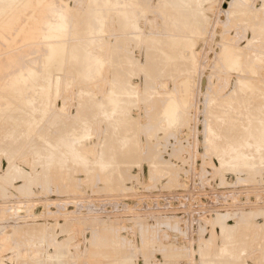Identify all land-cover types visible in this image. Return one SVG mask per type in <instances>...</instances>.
<instances>
[{"label":"rangeland","instance_id":"1","mask_svg":"<svg viewBox=\"0 0 264 264\" xmlns=\"http://www.w3.org/2000/svg\"><path fill=\"white\" fill-rule=\"evenodd\" d=\"M117 1L137 10L140 30L125 27L105 0H53L85 31L78 43L95 35L85 49L102 56L98 65H86L80 45L62 70H41L44 42L1 44L15 69L30 65L45 76L36 85L49 84L50 94L0 119V264H209L219 256L221 264H264V145H256L264 141V0ZM69 34L67 45L76 41ZM176 37L193 47L174 45ZM230 43L242 49L240 67L224 62ZM240 78L259 87L243 90ZM113 87L122 90L114 109L105 98ZM168 99L180 102L175 121L164 113ZM213 111L228 118L218 122ZM213 127L225 130L219 149Z\"/></svg>","mask_w":264,"mask_h":264},{"label":"bare ground","instance_id":"2","mask_svg":"<svg viewBox=\"0 0 264 264\" xmlns=\"http://www.w3.org/2000/svg\"><path fill=\"white\" fill-rule=\"evenodd\" d=\"M111 0H105L104 2V7H107L108 9L109 8H113L116 9L117 11H120L123 15V19L125 20V27H131L132 29H134L135 31L136 30H140V27H139V24L137 22V19H136V15H135V8L133 7H129V5L124 2V3H121L119 4V2H110ZM129 3V2H128ZM61 4V3H60ZM97 4V2H96ZM131 4V3H130ZM178 4V3H177ZM189 4V3H188ZM100 5V4H99ZM134 5V4H132ZM138 5V4H137ZM180 5V4H179ZM68 6L67 7H63V6H56L55 3L53 2V0H0V119H11V118H14L13 114H18V113H22L23 111H26L31 109V105L33 106V101L31 100L32 96H38V97H42L44 99L45 95L47 97L48 93V90L50 88V85L47 84L46 85H40L38 82L37 85H40L39 86V89L37 88V85H36V82L39 81L41 78L43 80V78H45V76H41L40 78V75H39V71H37V69H35V67H32L30 65H25V68L23 67H20L18 69H15V65L17 64L15 62V55L12 54V53H9L8 54H5L3 53L2 51V47H1V44H5V46L7 47H10L12 46L13 44H16V43H20V44H24L26 46H29V49L33 48V49H37L36 46H32V45H36L37 43H42L46 46L47 50H45V52L43 53V57L41 58V63H40V67L42 68L41 70H44V68L46 69H49L50 67H52L53 69L55 70H62V64H63V61H64V57L66 55V58L67 56L68 57H74V60L75 58L77 57V50L79 49L78 46H82L81 48L83 49L82 51L83 52V55H84V58L86 59V65H90L91 63H100L102 62L101 61V58L102 56H98V55H95V54H92L90 55V50L93 48V43L94 42V39L92 40L91 38H89L90 35H94V34H87L88 35V42H86L85 40H87L86 38H83L82 41L84 40L86 43L83 42L82 43H78V41L76 40V37L75 35H78L79 31H80V28H78V26H76V21H72V23L69 25L68 24V10H67ZM163 8V7H162ZM94 11L96 12L95 13V16H97V14L99 15L98 12L100 11H103L101 9L100 6H95L94 8ZM137 9V8H136ZM88 10V9H87ZM172 10V9H171ZM177 10V9H176ZM179 10V9H178ZM187 10V8L185 9ZM70 11V10H69ZM91 11V10H90ZM115 11V10H114ZM140 11V10H138ZM175 11V10H174ZM191 10H189L190 12ZM245 11V10H244ZM248 11V10H247ZM182 12V11H180ZM243 12V11H242ZM197 14V13H196ZM192 15V14H191ZM94 16V14L92 15ZM91 17V16H89ZM179 17V16H178ZM184 17V16H183ZM186 17V16H185ZM98 18H100L98 16ZM170 18V16H169ZM176 18V17H175ZM194 20L196 19L194 16H193ZM199 18V17H198ZM70 19V18H69ZM183 19V18H182ZM72 20V19H71ZM96 20V19H95ZM103 20V19H102ZM102 20H101V23H102ZM180 20V19H179ZM192 21V18L190 19ZM198 20V19H197ZM195 20V21H197ZM92 21V20H91ZM171 21V19L169 20V22ZM175 21V19H174ZM184 21V20H183ZM188 21V20H187ZM96 22V21H95ZM100 22V21H99ZM173 22V21H172ZM176 22V21H175ZM190 22V21H188ZM187 22V24H189ZM99 23V27H100V24ZM121 23V22H120ZM174 23V22H173ZM172 23V24H173ZM180 23V22H179ZM185 23H186V20H185ZM193 23V22H192ZM196 23V22H195ZM199 23V22H198ZM98 24V23H97ZM171 24V23H170ZM197 24V23H196ZM90 25V24H89ZM96 25V24H94ZM180 26L182 24H179ZM195 24H193L194 26ZM70 26V31H71V35L74 36L72 38H75L76 41L72 40L69 45H67V43L65 41V37L69 34L70 31H68L67 27ZM92 26V25H91ZM191 26V25H190ZM90 27V26H89ZM96 27V26H95ZM94 27V28H95ZM98 27V25H97ZM124 27V28H125ZM185 27V25L183 26ZM182 27V28H183ZM187 27V26H186ZM196 27V26H195ZM82 28V27H81ZM84 28V27H83ZM101 28V27H100ZM191 28V27H190ZM189 28V29H190ZM260 28V27H259ZM258 28V29H259ZM88 29V28H86ZM85 29V30H86ZM93 29V28H92ZM98 29V28H97ZM194 29V28H193ZM198 29V28H197ZM90 30V28L88 29ZM103 30V28H102ZM261 30V29H260ZM83 31V30H82ZM82 31H80L81 33L80 34H83ZM94 31V30H93ZM92 31V32H93ZM98 31V30H96ZM95 31V32H96ZM101 31V30H100ZM194 31V30H192ZM197 31V30H196ZM88 32V31H87ZM191 32V31H190ZM261 32V31H260ZM89 33V32H88ZM97 34V33H96ZM70 35V34H69ZM68 35V36H69ZM86 35V34H85ZM80 36V35H79ZM95 36V35H94ZM138 37L140 36V34H135V37ZM151 36V35H150ZM175 36V35H174ZM177 36V35H176ZM173 37V36H171ZM69 38V37H68ZM71 38V39H72ZM149 38V37H148ZM165 38V37H164ZM169 38V37H168ZM70 39V40H71ZM140 39V38H139ZM147 39V38H146ZM170 39V38H169ZM96 40V39H95ZM101 40V39H98V41ZM148 40V39H147ZM164 40V39H163ZM81 41V42H82ZM160 41V40H159ZM162 41V40H161ZM69 42V41H68ZM156 42V41H155ZM194 41H191L190 39H185V38H174L172 40L171 43H175L174 45H177V44H184L186 45L187 47H189V49L191 47H193V43ZM92 43V46H90ZM89 47H92L90 50H86L85 47L88 45ZM22 47V46H21ZM20 47V48H21ZM173 47V46H172ZM178 47V46H177ZM183 47V46H182ZM6 48V47H4ZM19 48V47H18ZM19 48V49H20ZM87 48V47H86ZM96 48V47H95ZM176 48V47H175ZM8 49V48H7ZM15 49V48H14ZM99 49V48H98ZM18 50V49H17ZM93 50V49H92ZM172 50V49H171ZM175 50V49H174ZM177 50V49H176ZM12 51V50H11ZM14 51V50H13ZM12 51V52H13ZM20 51V50H19ZM93 52V51H92ZM91 52V53H92ZM176 52V51H175ZM254 52V51H253ZM258 52V51H257ZM256 52V53H257ZM7 53V52H6ZM115 53V52H114ZM221 53H222V57L224 59V62L225 64H227L229 67H240V65L242 64V59H243V52H242V49L233 44V43H230V45H223L222 49H221ZM99 54V53H98ZM101 54V53H100ZM99 54V55H100ZM118 54V53H117ZM3 55H6L3 57ZM21 55V54H20ZM19 55V57H20ZM82 55V54H81ZM245 55V53H244ZM111 56V54H110ZM246 56V55H245ZM69 58V59H70ZM71 58V59H72ZM81 58H83L81 56ZM129 58V57H128ZM262 58V57H261ZM68 59V60H69ZM78 59V58H77ZM103 59H105V57L103 56ZM108 59V58H107ZM124 59V58H123ZM222 59V60H223ZM31 60V58H30ZM40 60V59H39ZM65 61H67L65 59ZM111 61V59H110ZM22 62V61H21ZM79 62V61H78ZM81 62V61H80ZM84 62V60L82 61ZM108 62V61H107ZM27 63V62H26ZM74 63V62H73ZM71 62V65L73 64ZM77 63V62H76ZM122 63V62H121ZM39 64V62H38ZM66 64V63H65ZM68 64V62H67ZM75 64V63H74ZM73 64V65H74ZM81 64V63H80ZM118 64V63H117ZM83 65V64H82ZM82 65H81V68H82ZM85 65V63H84ZM92 65V64H91ZM94 65V64H93ZM98 65V64H96ZM123 65V64H122ZM126 65V64H125ZM22 66V64H21ZM24 66V64H23ZM68 66V65H67ZM66 66V67H67ZM75 66V65H74ZM78 66V65H77ZM117 66V65H116ZM119 66V65H118ZM227 66V67H228ZM65 67V65H64ZM73 67V66H72ZM71 67V68H72ZM230 67V68H231ZM252 67V66H251ZM254 67V66H253ZM17 68V67H16ZM39 68V67H37ZM68 68V67H67ZM88 68V67H86ZM85 68V69H86ZM91 68V66H90ZM65 69V68H64ZM63 69V70H64ZM84 69V68H83ZM89 69V68H88ZM92 69H93V66H92ZM117 69V68H116ZM253 69V68H252ZM66 70V69H65ZM254 70V69H253ZM49 71V70H48ZM93 71V70H92ZM91 71V72H92ZM96 71V70H95ZM94 71V73H95ZM78 72V71H77ZM83 72V71H81ZM88 73V72H87ZM90 73V72H89ZM92 73V74H94ZM47 75V74H46ZM70 76V74H67ZM73 75V74H72ZM115 75V74H114ZM51 76V74H50ZM89 76V75H88ZM97 76V75H96ZM74 77V76H72ZM71 77V78H72ZM81 77V76H79ZM92 77V76H91ZM114 77V76H113ZM50 78V77H49ZM54 78V77H53ZM70 78V77H68ZM89 78V77H88ZM93 78V77H92ZM112 78V77H111ZM56 79V77L54 78ZM60 79V78H59ZM58 79V80H59ZM64 79V77L62 78ZM74 79V78H73ZM83 79V78H82ZM118 79V78H117ZM182 79V78H181ZM244 79V78H243ZM237 79L238 81V84L239 86L241 87V89L243 90H255L257 89L258 87L256 86L255 82L253 80H247V79ZM45 80V79H44ZM48 80V79H47ZM41 81V80H40ZM50 81V80H49ZM61 81V80H60ZM76 81V80H75ZM123 81V80H122ZM52 82V81H51ZM63 82V81H62ZM61 82V83H62ZM65 82V81H64ZM110 82V81H109ZM113 82V81H112ZM121 82V80H120ZM44 83V82H42ZM76 83V82H75ZM124 83V82H123ZM57 84V83H56ZM60 84V82H59ZM63 84V83H62ZM61 84V85H62ZM85 84V83H84ZM60 85V87H61ZM236 85V83H235ZM83 86V85H82ZM85 86H87L85 84ZM112 86V85H111ZM129 86V85H128ZM52 87V86H51ZM80 87V86H79ZM110 87V85H109ZM187 87V86H186ZM54 88V87H53ZM53 88L52 91H53ZM57 88V87H56ZM89 88V87H88ZM128 88V87H127ZM82 89V88H81ZM87 89V88H86ZM84 90V91H79V93H83L82 95H85L87 96L88 99H92V95H91V92L89 93L88 91H90L89 89L88 90ZM120 89V88H118ZM131 89V88H130ZM149 89V88H148ZM146 90V89H145ZM31 92V95L29 96L28 95V92ZM134 91V90H133ZM234 89L231 91L233 92ZM263 91V88L262 90ZM260 91V92H261ZM29 92V93H30ZM77 92V91H76ZM131 92V91H130ZM145 92V91H144ZM236 92V91H235ZM124 93V92H123ZM153 93V91H152ZM249 93V92H248ZM256 93V92H255ZM106 94V93H105ZM104 94V95H105ZM122 94V90L121 91H117L116 89L111 88L108 93L106 94L105 98H106V101L111 103L113 105V109L114 108H118L119 105L117 101H119V97L121 96ZM126 94V93H125ZM130 94V93H129ZM134 94V93H132ZM231 94V93H230ZM102 95V96H104ZM128 95V94H126ZM252 95V94H251ZM262 95L264 97V92H262ZM81 96V95H80ZM79 96V97H80ZM247 96V95H246ZM36 97V98H38ZM183 97V96H182ZM228 97H230L228 95ZM48 98V97H47ZM82 98V97H81ZM103 98V97H102ZM132 98V97H130ZM168 98V97H167ZM176 98V97H175ZM178 98V97H177ZM176 98V99H177ZM215 98V97H214ZM234 98V96H233ZM250 98V97H249ZM245 99V98H244ZM262 99V98H261ZM132 100V99H131ZM130 100V101H131ZM169 100V99H168ZM40 101V99H39ZM48 101V100H47ZM77 102V100H76ZM178 101L176 100H169V102L167 103L166 105V108H165V111L164 113L166 114V117H167V120H170V121H175L176 119V115H177V112L178 110L180 109L179 107V104L177 103ZM182 102V101H181ZM43 103H44V100H43ZM166 103V102H165ZM252 103V102H251ZM42 104V103H41ZM121 104V103H120ZM129 104V103H128ZM233 104V103H232ZM264 104V103H263ZM35 105V104H34ZM118 105V106H117ZM211 105V104H210ZM216 105V103H215ZM79 106V105H78ZM104 106V103L100 102V103H95L93 102V104H91V109L92 110H96V111H101L102 107ZM111 106V105H110ZM109 106V107H110ZM256 106V105H255ZM35 107V106H34ZM50 107V106H49ZM39 108V107H38ZM225 108V107H224ZM223 108V109H224ZM235 108V106H234ZM46 104L43 105L40 110L42 113H45L46 111ZM106 109V108H105ZM256 110V109H255ZM33 111V110H32ZM31 111V112H32ZM94 111V114H96L97 112ZM54 112V111H53ZM52 112V113H53ZM81 112V111H80ZM225 112V111H224ZM234 112V111H233ZM247 112V111H246ZM52 113H50L52 115ZM110 113V112H109ZM115 113V112H114ZM244 113V112H243ZM250 113V112H249ZM264 113V112H263ZM262 113V115H263ZM25 114V113H24ZM236 114V113H235ZM29 115V114H28ZM32 115V114H31ZM49 115V114H48ZM59 115V114H58ZM81 115V114H80ZM116 115V114H115ZM120 115V114H119ZM123 115V113H122ZM245 115V114H244ZM118 116V115H117ZM125 116V115H124ZM224 117L226 118L227 117V112H225L224 114H218L217 112H214L212 113V117L215 118L216 120H218V122H220L221 120L219 119V117ZM26 117V116H25ZM28 117V116H27ZM30 117V116H29ZM35 117V116H34ZM37 117V116H36ZM47 117V116H46ZM62 117V115H61ZM121 117V116H120ZM234 117V116H233ZM244 117V116H243ZM109 118V117H108ZM228 118V117H227ZM15 119V118H14ZM17 119V118H16ZM42 119V118H41ZM53 119V118H52ZM65 119V118H64ZM103 119V118H102ZM117 119V118H116ZM128 119V118H127ZM260 119V117H259ZM25 120V119H24ZM46 120V119H45ZM49 120V117H47V121ZM73 120V119H72ZM122 120V119H121ZM240 120V119H239ZM242 120V119H241ZM50 121V120H49ZM60 121V120H58ZM85 121V120H84ZM96 121V120H95ZM108 121V120H107ZM115 121V120H114ZM113 121V122H114ZM12 122V121H11ZM22 122V121H21ZM68 122V121H67ZM76 122V121H75ZM112 122V120H111ZM119 122V121H118ZM28 123V122H27ZM95 123V122H94ZM110 123V122H109ZM108 123V124H109ZM121 123V122H119ZM13 124V123H12ZM16 124V123H15ZM45 124V123H44ZM43 124V125H44ZM112 124V123H110ZM217 124V123H216ZM222 124V123H221ZM249 124V123H248ZM54 125V124H53ZM68 125V124H67ZM84 125V124H83ZM247 125V124H246ZM30 126V125H29ZM58 126V124H57ZM64 126V125H63ZM86 126V125H85ZM10 127V126H9ZM27 127V126H26ZM66 127V125H65ZM247 127V126H246ZM13 128V127H11ZM19 128V127H18ZM36 128V127H35ZM43 128V127H42ZM55 128V127H54ZM59 128V127H58ZM70 128V127H69ZM245 128V127H244ZM23 129V128H22ZM21 129V131H22ZM242 129V128H241ZM17 130H20V129H17ZM24 130V129H23ZM52 130V129H51ZM50 130V131H51ZM64 130V129H63ZM82 130V129H81ZM8 132V131H7ZM11 132V131H10ZM20 132V131H19ZM26 132V131H25ZM39 132V130H38ZM37 132V133H38ZM45 132V131H44ZM225 130L220 128V127H213V131H211V135H210V142L212 144V147L216 148V149H219L220 146L217 144L218 142H216L217 138L219 137H222L224 136ZM36 133V135H37ZM254 133L256 134L255 131H252L251 133H249V135H254ZM18 134V133H17ZM16 134V135H17ZM34 134V133H33ZM81 134V133H80ZM40 135V134H39ZM47 135V134H46ZM79 135V134H78ZM87 135V133H86ZM120 135V134H119ZM130 135V134H129ZM248 135V137H249ZM55 136V134H54ZM105 136V135H104ZM113 136V135H112ZM68 137V136H67ZM235 137V136H234ZM246 137V136H245ZM4 138V137H3ZM12 138V137H11ZM46 138V137H45ZM63 138V137H62ZM124 138V137H123ZM1 139V138H0ZM48 139V138H47ZM70 139V138H69ZM107 139V137H106ZM240 139V138H239ZM66 140V139H64ZM227 140V139H226ZM249 140V139H248ZM45 141V139H44ZM16 142V141H15ZM66 142V141H65ZM113 142V140H112ZM216 142V143H215ZM232 142V141H231ZM250 142V141H249ZM101 143V142H100ZM240 142H238V145H239ZM242 143V142H241ZM240 143V144H241ZM247 142H245L244 144H246ZM74 144V142H73ZM71 144V145H73ZM104 144V143H103ZM37 145V144H36ZM35 145V146H36ZM42 145V143L40 144ZM77 145V144H76ZM226 145V144H225ZM257 147L259 146H263L264 145V141L256 144ZM48 146V145H47ZM82 146V145H81ZM128 146V145H127ZM113 148V147H112ZM111 148V149H112ZM84 149V148H83ZM73 150V149H72ZM127 150V149H126ZM52 151V150H51ZM83 151V150H81ZM80 151V152H81ZM219 151V150H218ZM226 151V150H225ZM228 151V150H227ZM233 151V150H232ZM64 152V151H63ZM134 152V151H133ZM231 152V151H230ZM248 152V151H247ZM260 152V151H259ZM60 153V152H59ZM77 153V152H76ZM87 153V152H86ZM94 153V152H93ZM107 153V152H106ZM115 153V152H114ZM225 153V152H224ZM81 154H85L84 153H81ZM89 154V153H87ZM122 154V153H121ZM91 155V154H90ZM93 155V154H92ZM230 155V154H229ZM237 155H239L238 157H247V155L245 154H242V153H238ZM37 156V155H36ZM43 156V155H42ZM66 156V155H65ZM83 156V155H82ZM226 156V155H225ZM47 157V156H46ZM69 157V156H68ZM67 157V158H68ZM75 157V156H74ZM77 157V156H76ZM102 157V156H101ZM228 157V156H227ZM49 158V157H48ZM80 158H85V157H80ZM96 158V156H95ZM106 158V157H105ZM221 158V157H220ZM36 159V158H35ZM38 159V158H37ZM225 159V158H224ZM253 159V158H252ZM76 160V158H75ZM83 160V159H82ZM95 160V159H93ZM98 160V159H97ZM101 160V159H100ZM117 160V159H116ZM115 160V161H116ZM80 161V160H79ZM86 161V160H85ZM84 161V162H85ZM222 161V160H221ZM224 161V160H223ZM231 161V160H230ZM238 161V160H237ZM251 161V160H250ZM46 162V161H45ZM98 162V161H97ZM105 162V161H104ZM103 162V163H104ZM107 162V161H106ZM121 162V161H120ZM91 163V162H90ZM89 163V164H90ZM118 163V162H116ZM43 164V163H42ZM71 164V163H70ZM88 164V163H87ZM88 164V165H89ZM120 164V163H119ZM248 164V163H247ZM50 165V164H49ZM58 165V164H57ZM97 165V164H96ZM102 165V164H101ZM116 165V164H115ZM232 165V164H231ZM242 165V164H241ZM240 165V166H241ZM245 165V164H244ZM53 166V165H52ZM51 166V167H52ZM94 167V166H92ZM101 167V166H100ZM238 167V166H237ZM247 167V166H246ZM249 167V166H248ZM89 168V166H88ZM99 169V168H98ZM49 170V169H48ZM101 170V169H100ZM107 174V173H106ZM113 175V174H112ZM106 178V177H105ZM112 178V177H111ZM2 235V234H1ZM7 238V237H6ZM105 239V238H104ZM2 245L3 247L4 246H7L8 245V242L3 238L2 240ZM233 248H231V255H230V258L235 260L237 258V254H236V249L234 248V246H232ZM31 248V247H30ZM221 248V247H219ZM227 250V249H225ZM119 252V251H118ZM25 253V252H24ZM101 253V252H100ZM28 254V253H27ZM26 254V255H27ZM29 255V254H28ZM23 256V254H22ZM57 256V255H56ZM62 256V255H61ZM26 257V256H25ZM50 257V256H49ZM52 258V257H51ZM226 258V257H225ZM25 260V259H24ZM120 260V259H119ZM118 260V261H119ZM110 261V260H109ZM113 261V260H112ZM223 261V256H219L217 259H212V260H209V264H221V262ZM2 262V261H1ZM126 262V261H125ZM128 262V261H127ZM233 263V262H232ZM120 264V263H119ZM237 264V263H235Z\"/></svg>","mask_w":264,"mask_h":264}]
</instances>
